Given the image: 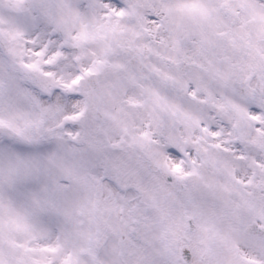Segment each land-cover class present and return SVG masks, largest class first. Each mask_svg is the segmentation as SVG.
<instances>
[{
  "label": "snow or ice",
  "instance_id": "6c2138e0",
  "mask_svg": "<svg viewBox=\"0 0 264 264\" xmlns=\"http://www.w3.org/2000/svg\"><path fill=\"white\" fill-rule=\"evenodd\" d=\"M0 264H264V0H0Z\"/></svg>",
  "mask_w": 264,
  "mask_h": 264
}]
</instances>
